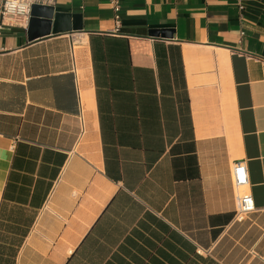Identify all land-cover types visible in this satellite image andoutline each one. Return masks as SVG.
<instances>
[{
	"label": "crops",
	"instance_id": "1",
	"mask_svg": "<svg viewBox=\"0 0 264 264\" xmlns=\"http://www.w3.org/2000/svg\"><path fill=\"white\" fill-rule=\"evenodd\" d=\"M33 1L81 27L0 26V264H264V0Z\"/></svg>",
	"mask_w": 264,
	"mask_h": 264
},
{
	"label": "built area",
	"instance_id": "2",
	"mask_svg": "<svg viewBox=\"0 0 264 264\" xmlns=\"http://www.w3.org/2000/svg\"><path fill=\"white\" fill-rule=\"evenodd\" d=\"M33 0H0V26L4 17H20L27 20L30 3ZM112 10L114 22H118L119 0H108ZM242 6L241 1L238 4ZM230 177L234 195L233 219L241 220L246 214L255 209L248 187V174L245 163L242 159L234 160L230 165ZM200 252V248H196Z\"/></svg>",
	"mask_w": 264,
	"mask_h": 264
},
{
	"label": "water",
	"instance_id": "3",
	"mask_svg": "<svg viewBox=\"0 0 264 264\" xmlns=\"http://www.w3.org/2000/svg\"><path fill=\"white\" fill-rule=\"evenodd\" d=\"M78 30L81 27L80 16L78 12L70 14L53 12L52 6L39 2H31L29 14L26 20V33L28 38L35 35L46 33L58 28ZM170 28H162L159 35L169 36ZM167 33V34H166Z\"/></svg>",
	"mask_w": 264,
	"mask_h": 264
}]
</instances>
